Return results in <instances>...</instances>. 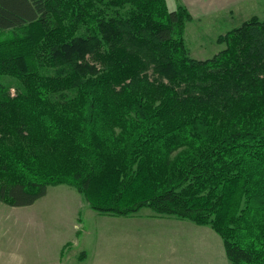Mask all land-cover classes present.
Here are the masks:
<instances>
[{
	"label": "trees",
	"instance_id": "obj_1",
	"mask_svg": "<svg viewBox=\"0 0 264 264\" xmlns=\"http://www.w3.org/2000/svg\"><path fill=\"white\" fill-rule=\"evenodd\" d=\"M191 21L166 0H0V202L66 185L100 214L210 226L231 264H264V20L207 60Z\"/></svg>",
	"mask_w": 264,
	"mask_h": 264
},
{
	"label": "rangeland",
	"instance_id": "obj_2",
	"mask_svg": "<svg viewBox=\"0 0 264 264\" xmlns=\"http://www.w3.org/2000/svg\"><path fill=\"white\" fill-rule=\"evenodd\" d=\"M178 4L169 0L168 7L173 11ZM252 17L264 20V0L243 2L188 23L185 41L191 55L197 60L214 57L225 49L217 38ZM86 61L101 70L90 54ZM2 81L17 84L10 78ZM10 93L17 94L15 88ZM48 190L28 207L0 202V264H140L144 254L148 253L147 259L158 251L167 264L179 262L176 252H182L188 264L228 262L223 240L210 226L167 216L155 221L149 215H158L149 208L128 217L104 215L92 210L73 188L60 185Z\"/></svg>",
	"mask_w": 264,
	"mask_h": 264
},
{
	"label": "crops",
	"instance_id": "obj_3",
	"mask_svg": "<svg viewBox=\"0 0 264 264\" xmlns=\"http://www.w3.org/2000/svg\"><path fill=\"white\" fill-rule=\"evenodd\" d=\"M166 1L168 4L169 0H166ZM174 1L179 2L177 7L182 5L189 11L192 17V21L190 23H192L196 20L209 17L218 12L224 11L227 9V7L239 5V4H242L243 2L253 1V0H174ZM249 3H252V2H249ZM151 214L152 216L151 215L149 216L152 217V219H154L155 221L162 222L163 220L161 219H166L163 217L153 216V213ZM168 219H172V218L169 217ZM165 222L175 223L174 220H167ZM175 225H178V224H175ZM176 253H179V256H178L179 262L177 264H188L186 256H185V259H182V252H176ZM146 255H148V253L143 255V257L140 260V264H146L147 259L150 264H167L165 263V256L160 251L156 252L154 256L147 257V259H146ZM225 256L227 258L226 252H225ZM105 257L106 255H102V260L107 262ZM116 260L117 262H119L118 256L116 257ZM226 263L229 264L230 261L228 260V262Z\"/></svg>",
	"mask_w": 264,
	"mask_h": 264
}]
</instances>
